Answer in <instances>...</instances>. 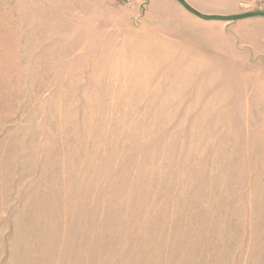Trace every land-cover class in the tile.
Instances as JSON below:
<instances>
[{"label":"rangeland","instance_id":"rangeland-1","mask_svg":"<svg viewBox=\"0 0 264 264\" xmlns=\"http://www.w3.org/2000/svg\"><path fill=\"white\" fill-rule=\"evenodd\" d=\"M3 239L6 264H264V17L0 0Z\"/></svg>","mask_w":264,"mask_h":264},{"label":"water","instance_id":"water-1","mask_svg":"<svg viewBox=\"0 0 264 264\" xmlns=\"http://www.w3.org/2000/svg\"><path fill=\"white\" fill-rule=\"evenodd\" d=\"M181 5L184 6V8L195 15L196 17L204 20V21H223V22H237L239 20H245L249 18H255V17H264V12H257V13H243V14H237V15H231V16H218V15H205L202 14L195 9H192L185 0H176ZM148 6V1L145 2L142 6L143 14L145 13V8Z\"/></svg>","mask_w":264,"mask_h":264},{"label":"crops","instance_id":"crops-1","mask_svg":"<svg viewBox=\"0 0 264 264\" xmlns=\"http://www.w3.org/2000/svg\"><path fill=\"white\" fill-rule=\"evenodd\" d=\"M142 6L141 5V9H142ZM147 10H148V6L145 8V13L143 14V11H142V15L143 17H145L146 13H147ZM192 14V13H191ZM193 15V14H192ZM195 16V15H193ZM196 17V16H195ZM198 18V17H197ZM199 20H202L200 18H198ZM204 21V20H202ZM205 22H208V21H205ZM0 264H6V240L3 239L2 240V243H0Z\"/></svg>","mask_w":264,"mask_h":264}]
</instances>
